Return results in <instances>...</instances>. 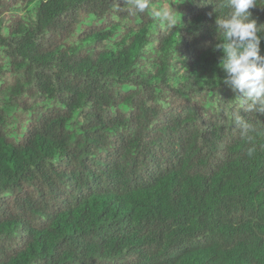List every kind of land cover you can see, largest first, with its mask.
Wrapping results in <instances>:
<instances>
[{
  "label": "trees",
  "instance_id": "trees-1",
  "mask_svg": "<svg viewBox=\"0 0 264 264\" xmlns=\"http://www.w3.org/2000/svg\"><path fill=\"white\" fill-rule=\"evenodd\" d=\"M224 5L0 0V264H264V114L223 84Z\"/></svg>",
  "mask_w": 264,
  "mask_h": 264
},
{
  "label": "clouds",
  "instance_id": "clouds-1",
  "mask_svg": "<svg viewBox=\"0 0 264 264\" xmlns=\"http://www.w3.org/2000/svg\"><path fill=\"white\" fill-rule=\"evenodd\" d=\"M259 0H226L228 11L216 19L223 40L216 47L223 52L220 67L225 73L223 84L235 94L245 112L264 114V55H261V34L264 25L257 24L249 11ZM150 0H134V7L144 12ZM175 10L171 5L154 10V17L167 27L176 25ZM242 135L256 131L246 118L237 121Z\"/></svg>",
  "mask_w": 264,
  "mask_h": 264
}]
</instances>
